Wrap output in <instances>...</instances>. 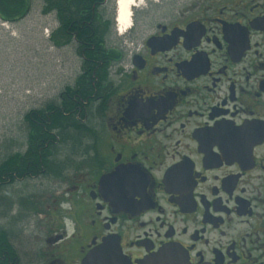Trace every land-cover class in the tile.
<instances>
[{"label":"flooded vegetation","instance_id":"flooded-vegetation-1","mask_svg":"<svg viewBox=\"0 0 264 264\" xmlns=\"http://www.w3.org/2000/svg\"><path fill=\"white\" fill-rule=\"evenodd\" d=\"M131 19L77 158L39 175L65 186L21 198L33 245L0 225L4 258L264 264V0H137Z\"/></svg>","mask_w":264,"mask_h":264},{"label":"trees","instance_id":"trees-1","mask_svg":"<svg viewBox=\"0 0 264 264\" xmlns=\"http://www.w3.org/2000/svg\"><path fill=\"white\" fill-rule=\"evenodd\" d=\"M110 3L111 0H44L42 13H55L58 21L51 34L53 44L57 47L74 45L81 59V72L61 91L57 100L31 108L22 116L25 149L8 150L0 160V190L22 179L37 177L52 167L60 170L65 163L57 157L60 148L67 146L76 153L78 146L84 143L80 138L84 128L82 121L86 109L93 107L92 101L88 106L87 99L100 91L107 80L108 65L117 57L115 47L107 43L115 25ZM28 9L24 0H0L3 14L0 18L4 21L13 22L11 17L24 15ZM8 148H11L10 143ZM1 199H4L0 201L3 207L9 209L11 201L4 196ZM6 254L14 255L15 250L8 231L0 228V264H8Z\"/></svg>","mask_w":264,"mask_h":264},{"label":"rangeland","instance_id":"rangeland-1","mask_svg":"<svg viewBox=\"0 0 264 264\" xmlns=\"http://www.w3.org/2000/svg\"><path fill=\"white\" fill-rule=\"evenodd\" d=\"M43 2L33 0L30 10L20 20L10 22L0 18V160L8 150L25 149L22 116L31 108L57 100L61 91L75 81L81 68V59L74 45L57 47L53 44L51 34L58 21L55 14L42 13ZM109 7V11L114 9L115 15L116 0H111ZM113 20L114 30L107 43L117 48L125 40H130L123 39V34L117 30L115 17ZM80 138L85 142L83 134ZM66 147L60 148L58 159L77 158L75 152ZM62 186L65 185H60L58 180L42 175L17 181L0 190V201L4 200L1 199L3 196L11 201L9 209L0 202V225L15 232L14 242L32 246L34 240L29 239L28 229L22 233V227L27 222L33 226L38 222L36 218L26 217L21 223V218H18L21 198L41 201L42 207L51 201L53 196L49 195L63 189Z\"/></svg>","mask_w":264,"mask_h":264},{"label":"bare ground","instance_id":"bare-ground-1","mask_svg":"<svg viewBox=\"0 0 264 264\" xmlns=\"http://www.w3.org/2000/svg\"><path fill=\"white\" fill-rule=\"evenodd\" d=\"M136 0H117V26L118 32L123 33L130 28L132 23V7Z\"/></svg>","mask_w":264,"mask_h":264},{"label":"water","instance_id":"water-1","mask_svg":"<svg viewBox=\"0 0 264 264\" xmlns=\"http://www.w3.org/2000/svg\"><path fill=\"white\" fill-rule=\"evenodd\" d=\"M116 3H117V0H116ZM115 20H117V17L115 18Z\"/></svg>","mask_w":264,"mask_h":264}]
</instances>
